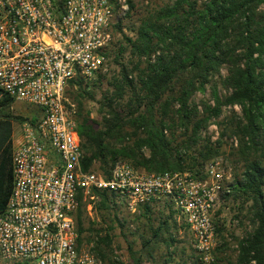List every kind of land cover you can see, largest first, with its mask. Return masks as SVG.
<instances>
[{
	"label": "trees",
	"instance_id": "1",
	"mask_svg": "<svg viewBox=\"0 0 264 264\" xmlns=\"http://www.w3.org/2000/svg\"><path fill=\"white\" fill-rule=\"evenodd\" d=\"M128 4L127 17L134 8L132 0ZM123 19L115 24L116 32L121 31ZM131 29L135 36L123 35L124 41L114 42L108 54L119 66L117 74L108 79L105 73L86 81L78 78L67 89L75 106L83 169L97 168L107 176L117 160H125L147 172L189 171L202 178L206 162L220 154L222 137L235 136L237 147L230 155L243 166L228 186L234 199L250 201L253 222L252 232L238 240L236 262L264 264V0H169L146 7L138 26ZM104 81L108 87L102 89ZM211 82L213 103L193 102L194 94ZM218 83L225 94L218 93ZM97 93L100 119L91 117L88 107ZM13 102L0 90V211L12 187V120H35L30 115H12L8 109ZM223 106H237L239 112L232 108L220 136L212 142L202 132ZM95 192L98 200L93 208L113 213L114 219L103 234L88 227L97 233L92 249L104 263L122 264L111 257L112 231L124 226L117 217L122 208L115 193ZM89 201L83 200L75 213L79 242L84 241ZM164 204L168 213L152 229L154 245L164 243L167 249L159 256L161 264L170 261L169 247L175 241L168 230L175 222L174 210ZM140 209L149 219L152 204ZM150 243L144 240L143 248H150ZM193 257L189 264H195L196 254ZM147 258L156 263L150 251ZM142 259L134 255L131 264H142ZM175 264L188 263L182 259Z\"/></svg>",
	"mask_w": 264,
	"mask_h": 264
},
{
	"label": "built area",
	"instance_id": "2",
	"mask_svg": "<svg viewBox=\"0 0 264 264\" xmlns=\"http://www.w3.org/2000/svg\"><path fill=\"white\" fill-rule=\"evenodd\" d=\"M128 0H0V90L33 106L12 142V187L0 211L4 264H104L78 241L75 213L95 190L116 194L128 212L169 203L190 232L195 264L213 260L215 211L230 193L219 161L204 176L147 172L117 160L109 175L84 170L83 152L66 92L108 70L115 24Z\"/></svg>",
	"mask_w": 264,
	"mask_h": 264
},
{
	"label": "rangeland",
	"instance_id": "3",
	"mask_svg": "<svg viewBox=\"0 0 264 264\" xmlns=\"http://www.w3.org/2000/svg\"><path fill=\"white\" fill-rule=\"evenodd\" d=\"M134 3V8L130 12V16L123 19L121 31H117L115 34V40L124 41V36L134 37V30L131 28H136L139 24L140 16H142L143 10L150 5L162 6L163 4L169 2V0H132ZM129 54H124V61L127 62ZM136 59V58H134ZM119 71V66L114 64L110 59L108 70L105 72L106 78L108 79L113 73L117 74ZM226 70L223 68L221 74L225 75ZM218 77L215 76L214 79ZM211 83H207L203 91H197L192 97V101L195 103H200L204 100L212 101L211 96ZM108 87L107 82L104 81L102 89ZM217 91L220 95L226 93V90L220 83L217 85ZM67 95V94H66ZM69 103L71 102V96L67 95ZM100 99V94L97 93L95 101H88V107L91 110V117L100 119L101 114L98 111ZM75 112V106L71 107ZM232 108L239 112L237 106H223L220 115L217 118L211 119L208 123L205 131L202 135L210 137L212 142L216 141L223 130L222 123L227 120L231 115ZM8 111L12 115L23 114L30 115L32 111H35L33 106H29L22 101L16 100L13 102ZM73 113V119L75 118ZM23 122H18L12 120V135L11 142H14L20 133ZM237 147L236 137L232 136L229 138L224 135L221 139V150L220 154L206 162V165L210 162L219 161L224 166V176L226 177V182H231L234 176H239L242 171L243 163L237 161L236 158L230 155L233 148ZM205 165V166H206ZM143 170V169H142ZM92 171H97V168H92ZM145 171V170H144ZM86 204L87 219L84 220L85 230L82 233L83 242L93 248L95 240L97 239L96 231H90L88 227H92L100 231L103 234L104 228L111 223L114 219L113 213L107 214L103 211H97L93 208V205L98 200L97 194ZM215 211V225H216V235H215V246L213 250V260L212 263L217 262V264H237L236 254L238 248V240L246 237L253 230V222L251 220L250 214V201H244L243 199H234L230 193L220 198V203L217 205ZM142 210L139 208L138 212H128L125 208L119 210L117 217L124 221L123 227L119 225L115 226L112 241V252L111 257L114 260L122 262V264L133 263L132 256L139 255L142 256V264H161L159 260L160 254L166 252L164 243L157 242L154 245V237L152 236V229L157 228L160 223L159 220L162 219L167 213L168 209L163 202H155L152 204V212L149 215V219L146 215H142ZM175 219V218H174ZM217 228L219 229L217 231ZM169 233L174 237L173 244L169 247L170 261L166 264H175L182 259L186 263H191L193 261V256L195 252L193 251L190 244L191 234L188 229L179 223L176 219L175 222H170ZM88 238V240L86 239ZM149 239L151 241V246L148 249L143 248L144 240ZM152 245L153 248H152ZM93 251V249H92ZM153 254L154 260L148 259V252ZM94 253V251H93ZM95 254V253H94ZM192 254V255H191ZM96 255V254H95ZM97 256V255H96ZM98 257V256H97ZM103 262V261H102ZM104 263V262H103ZM208 263V264H210ZM0 264H4L0 261ZM106 264V263H104Z\"/></svg>",
	"mask_w": 264,
	"mask_h": 264
}]
</instances>
